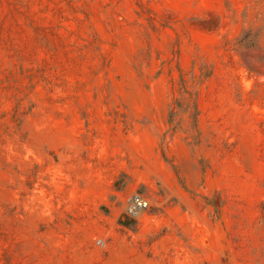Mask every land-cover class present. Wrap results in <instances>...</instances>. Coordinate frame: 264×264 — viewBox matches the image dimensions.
Instances as JSON below:
<instances>
[{
    "label": "rangeland",
    "instance_id": "1",
    "mask_svg": "<svg viewBox=\"0 0 264 264\" xmlns=\"http://www.w3.org/2000/svg\"><path fill=\"white\" fill-rule=\"evenodd\" d=\"M0 264H264V0H0Z\"/></svg>",
    "mask_w": 264,
    "mask_h": 264
},
{
    "label": "built area",
    "instance_id": "2",
    "mask_svg": "<svg viewBox=\"0 0 264 264\" xmlns=\"http://www.w3.org/2000/svg\"><path fill=\"white\" fill-rule=\"evenodd\" d=\"M151 208L150 200L139 192H134L127 200L125 213L131 219H141L145 213ZM101 241H99L100 243Z\"/></svg>",
    "mask_w": 264,
    "mask_h": 264
}]
</instances>
